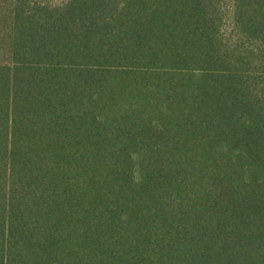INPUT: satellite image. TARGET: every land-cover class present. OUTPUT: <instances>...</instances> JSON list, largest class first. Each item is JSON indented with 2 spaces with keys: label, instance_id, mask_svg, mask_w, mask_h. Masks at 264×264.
<instances>
[{
  "label": "trees",
  "instance_id": "16d2710c",
  "mask_svg": "<svg viewBox=\"0 0 264 264\" xmlns=\"http://www.w3.org/2000/svg\"><path fill=\"white\" fill-rule=\"evenodd\" d=\"M0 264H264V0H0Z\"/></svg>",
  "mask_w": 264,
  "mask_h": 264
}]
</instances>
